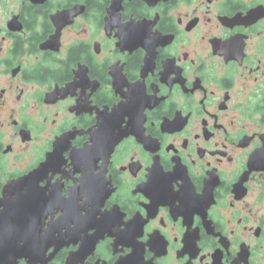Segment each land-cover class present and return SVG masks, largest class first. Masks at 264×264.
<instances>
[{"label": "flooded vegetation", "instance_id": "flooded-vegetation-1", "mask_svg": "<svg viewBox=\"0 0 264 264\" xmlns=\"http://www.w3.org/2000/svg\"><path fill=\"white\" fill-rule=\"evenodd\" d=\"M7 211L3 264H264V0H0Z\"/></svg>", "mask_w": 264, "mask_h": 264}, {"label": "water", "instance_id": "water-1", "mask_svg": "<svg viewBox=\"0 0 264 264\" xmlns=\"http://www.w3.org/2000/svg\"><path fill=\"white\" fill-rule=\"evenodd\" d=\"M22 183H24V178L18 179L16 181L11 182L9 185L6 186L5 188V196H8V190L11 189H16V190H20L22 188ZM15 185V187H14ZM10 186V189H9ZM33 205V204H32ZM8 205L6 206V208H8ZM16 208H20V207H25L26 205L24 204H20L19 202H17L15 204ZM7 214V218L5 220L1 219L0 222V229H1V233H0V264L3 263H8V260L10 258V256H12L14 254L15 251L18 250H22V248L24 247L23 245H21L20 240L24 239L25 245H28L31 247V250H33V248L36 246V244L33 243L34 240H36L35 237H24V236H13V235H9V216H8V211L6 212ZM11 221V220H10ZM28 240H30L28 242ZM27 250L29 251L30 248L27 247ZM15 253H19V252H15Z\"/></svg>", "mask_w": 264, "mask_h": 264}]
</instances>
